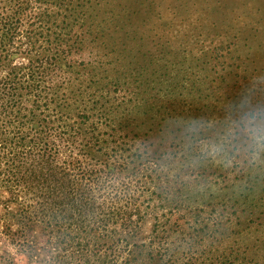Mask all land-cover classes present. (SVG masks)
I'll use <instances>...</instances> for the list:
<instances>
[{"label":"rangeland","instance_id":"1","mask_svg":"<svg viewBox=\"0 0 264 264\" xmlns=\"http://www.w3.org/2000/svg\"><path fill=\"white\" fill-rule=\"evenodd\" d=\"M63 1L31 0L18 23L35 33L34 49L54 40L65 54L23 115L25 131L75 135L73 151L57 155L65 190L87 202L70 231L74 254L96 253L88 264H262L264 0H99V11ZM117 19L141 34L140 50L110 32ZM24 43L4 64L22 62ZM92 133L100 149L77 152ZM52 230L47 264L70 246Z\"/></svg>","mask_w":264,"mask_h":264},{"label":"trees","instance_id":"2","mask_svg":"<svg viewBox=\"0 0 264 264\" xmlns=\"http://www.w3.org/2000/svg\"><path fill=\"white\" fill-rule=\"evenodd\" d=\"M30 1L0 0V63L3 64L0 65L2 73L0 75V176L2 175L0 177V264H47L45 242L48 241L44 232L46 233L48 228L56 229L57 236H55L62 237L63 241L70 243L69 249L72 248L76 236L70 231L78 230L73 220L81 217L87 204L81 197H70V191L65 190L68 185H64L69 172L57 163L59 145L73 151L75 135L69 134L62 125V129L50 134L54 135L57 143L49 140V136L43 130L39 131L40 133L36 131L31 133L30 130L24 129L26 122L23 113L27 111L26 105L42 99L44 86L50 80V74L66 63L65 54L57 41L53 40L55 48L49 45L50 48L38 50L34 49L37 41V38L34 39L35 33L32 34L30 31L22 35L24 31L20 29L18 21H21ZM73 1L64 0L63 4H70ZM117 1L120 2L119 0L114 2ZM81 2L88 5L91 11L100 8L99 0H81ZM116 3L107 2L112 6ZM67 6L65 5L66 10H68ZM119 6L122 8L123 3H119ZM40 14L44 13H39L38 16L30 14L28 18L40 19ZM161 25L163 24L155 25V30H151L156 33ZM108 27L111 33L119 32L121 35H126L131 45L130 49L138 47L136 49L140 50L142 47L141 34L134 35L133 29L130 32L119 19L109 23ZM18 37H25L24 51H20L19 54L22 55L17 56L23 60L14 65L8 60L6 65L4 58L9 56L8 51L14 48ZM50 42L52 41H48V44ZM125 49L126 46H123V51ZM44 51L49 53L44 54ZM151 104L153 107L158 103L153 101ZM128 127L127 124L120 126L118 134L124 132L123 136L127 137ZM138 127L135 125L134 129ZM150 127L149 131H151ZM164 127L166 128L167 125ZM158 131L162 132V129ZM146 133L150 137L147 131ZM135 137L136 133L132 138ZM201 139L198 137L194 146ZM84 141L77 151L80 154L86 152L93 156V152L82 151L84 147L92 150L93 146H96V151L100 149L98 138L93 133L84 136ZM104 165L108 172L117 174L116 166L107 162ZM18 188H23L22 194L24 189L32 193V197L19 199ZM27 200H32L34 203H29ZM251 202L254 204L253 199ZM62 250L65 254L57 259L54 258L51 264L63 259L66 261L72 256H75L79 263L88 264L90 255L96 254L88 253L87 248L84 247H80L78 254H74L73 248L69 251V255L66 254L68 252L66 248L62 247ZM65 261H63L65 264H70V261Z\"/></svg>","mask_w":264,"mask_h":264}]
</instances>
